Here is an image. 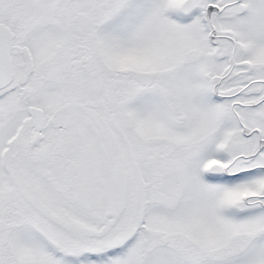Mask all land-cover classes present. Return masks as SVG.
<instances>
[{
	"label": "snow or ice",
	"instance_id": "snow-or-ice-1",
	"mask_svg": "<svg viewBox=\"0 0 264 264\" xmlns=\"http://www.w3.org/2000/svg\"><path fill=\"white\" fill-rule=\"evenodd\" d=\"M0 264H264V0H0Z\"/></svg>",
	"mask_w": 264,
	"mask_h": 264
}]
</instances>
